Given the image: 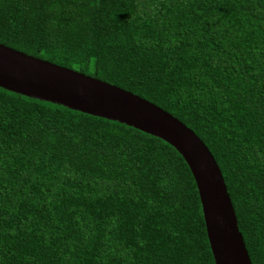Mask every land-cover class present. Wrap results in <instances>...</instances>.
<instances>
[{"label":"trees","instance_id":"16d2710c","mask_svg":"<svg viewBox=\"0 0 264 264\" xmlns=\"http://www.w3.org/2000/svg\"><path fill=\"white\" fill-rule=\"evenodd\" d=\"M0 42L160 106L207 146L264 264V0H0ZM0 264H214L166 141L0 87Z\"/></svg>","mask_w":264,"mask_h":264},{"label":"water","instance_id":"95a60500","mask_svg":"<svg viewBox=\"0 0 264 264\" xmlns=\"http://www.w3.org/2000/svg\"><path fill=\"white\" fill-rule=\"evenodd\" d=\"M0 87L130 125L172 145L194 179L214 264H251L216 161L171 113L113 83L1 42Z\"/></svg>","mask_w":264,"mask_h":264}]
</instances>
